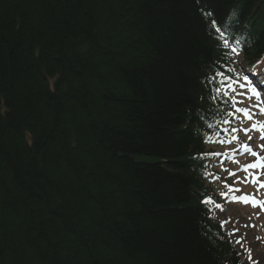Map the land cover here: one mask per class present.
<instances>
[{
	"label": "trees",
	"instance_id": "16d2710c",
	"mask_svg": "<svg viewBox=\"0 0 264 264\" xmlns=\"http://www.w3.org/2000/svg\"><path fill=\"white\" fill-rule=\"evenodd\" d=\"M223 38L264 64V0H0V264H240L197 158Z\"/></svg>",
	"mask_w": 264,
	"mask_h": 264
},
{
	"label": "snow or ice",
	"instance_id": "6c2138e0",
	"mask_svg": "<svg viewBox=\"0 0 264 264\" xmlns=\"http://www.w3.org/2000/svg\"><path fill=\"white\" fill-rule=\"evenodd\" d=\"M260 63H261V61H257V66ZM231 71L234 72V69H232ZM215 76H222V77H224V80L221 82V86L216 88V90H215L216 96L212 97V99H216L217 97H219L221 95L224 97H227L226 102H229L230 107L233 109L232 112L228 113L230 116H232L233 118H237L236 113H241L243 115L244 119H246L248 121H254L253 123H251L249 128H241V129L232 128L231 132L235 133L238 131H243L245 133V135H248V133L251 130L258 129L261 133H264V123L256 121L255 120L256 112L252 111V109L255 108L259 112L260 115H264V107L260 106L259 104H252V105H248L245 107H239L238 105L242 104L243 100L237 99L238 96H243L249 100H251L253 98L259 100L261 98V96L264 95V88H259L258 85L251 86V88H250L251 95L249 96L247 91L240 93V92H237V90L232 87V84L235 83V84H238L240 88H247V85L250 83V81H248L247 76H245L243 83H241L240 80L238 79V74H237V78L233 79L232 76L225 74L223 72V70L214 73L213 79L215 78ZM221 88L230 89L231 92L235 93V95H230L229 92H227V91L221 92ZM224 123L229 124V123H231V121L226 120V121H224ZM225 131H227V129ZM238 139H239L238 136L233 135V136H231V139H229L227 141V143L231 144L233 141H236ZM251 139H252V137L248 136V140L250 141ZM259 139L262 141V143L260 145H258L257 147L260 149L261 152H264V135H261L259 137ZM207 142L211 143L214 141H212L211 137H209L207 139ZM219 142L225 143L224 140H220ZM242 148H243L244 152L250 153L253 157H260V159L255 160V161L250 162V163H247L242 169H240L246 173V175L243 178H241L237 175V171H229L228 168L223 167L224 161L220 160L219 163L221 165V171L227 172L228 177H235L236 178L233 180V184H231V185L227 183L228 177L223 178V187L227 191L221 192L220 196L227 203H234V202H241V203H245V204L250 203L253 207L259 206L261 208V211H264V201L256 199L253 194L244 193L241 196L229 198V192H232V191L241 192V189L233 187L237 182H243V183L251 182L254 185H256L257 192H259V190L261 188H264V180H261V178H260L261 175H264V173H260V174L253 173V174H251L252 175L251 181L249 180V175H247V173H249L250 169H264V156H260V152L255 151L247 142L242 144ZM234 151H238V150H234ZM222 155H227V153L203 152V153L198 154L197 158L203 159V158L209 157V156L219 157ZM233 162L239 163L238 161H233ZM208 175L212 177V180H210V182H215L217 180L222 179L216 173L210 172V173H208ZM201 203L206 206V210L208 211L209 214L215 210H218L221 213L226 211L224 204L215 201L212 196H205L201 200ZM209 205H212V207H208ZM209 218H211V216ZM257 218H258V214H257ZM231 222H232V220H231L230 216L225 220H221L220 221L221 229H224L225 225H227ZM250 226L255 227V225H250ZM238 231H239V229L236 228L235 226H233L232 231L228 233L229 237L234 236ZM256 239L260 240L261 238L257 237ZM243 240H244V237H240L239 239H237L235 241V243L241 244V246H243V244H242ZM251 251H252L251 249H245V252L247 253L250 264H259V261H256V262L251 261Z\"/></svg>",
	"mask_w": 264,
	"mask_h": 264
},
{
	"label": "rangeland",
	"instance_id": "374dc122",
	"mask_svg": "<svg viewBox=\"0 0 264 264\" xmlns=\"http://www.w3.org/2000/svg\"><path fill=\"white\" fill-rule=\"evenodd\" d=\"M236 61H239L236 59ZM240 82H244V74L241 75L240 77ZM248 86V85H247ZM236 90L241 89L243 92L247 91L249 95V88H240L238 84H234L232 86ZM242 91H237V92H242ZM249 103V99L246 100V104ZM251 103H256L257 102H251ZM248 105V104H247ZM263 107V106H262ZM264 115H260L259 112L257 113L255 120L259 121L261 123H264ZM247 121V122H246ZM254 121H248L244 120V123H248V126L250 127L251 123ZM245 135L243 131H241ZM248 136H242L239 137L237 145L232 148V145L234 144L235 141H233L231 144L226 143L225 146L227 148H230V154L229 156H232L240 148V146L245 143L249 142L250 144H253V138L249 141ZM244 138L243 140H241ZM256 139V137H255ZM225 153V152H223ZM228 156V153L226 157ZM228 175V173L226 172ZM224 174V176L226 175ZM223 184V181L221 182ZM218 182H213L212 186H218ZM261 201H264V195L261 196ZM226 211L221 213L218 210L213 211L212 213V220L218 224H220L221 220L227 219L229 216L231 217L232 222L225 225V230L227 233L232 231L233 226L239 229V231L234 235L231 236L232 243L234 244L235 248L238 250H243L245 252V249H251V261L256 262L259 261V264H264V211H261V208L259 206L257 207H238V206H226ZM258 214V218H257ZM250 225H255V227H251ZM246 234V235H245ZM240 237H244V240L242 241L243 246L241 244L235 243L237 239ZM260 237V240H257L256 238ZM246 253V252H245ZM249 259L246 253V257L242 259L241 264H249Z\"/></svg>",
	"mask_w": 264,
	"mask_h": 264
}]
</instances>
